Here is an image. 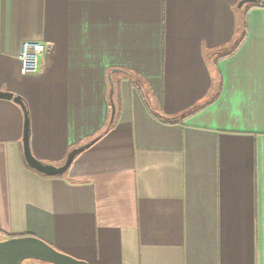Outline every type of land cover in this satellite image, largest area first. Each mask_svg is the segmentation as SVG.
Instances as JSON below:
<instances>
[{"label": "crops", "instance_id": "obj_1", "mask_svg": "<svg viewBox=\"0 0 264 264\" xmlns=\"http://www.w3.org/2000/svg\"><path fill=\"white\" fill-rule=\"evenodd\" d=\"M240 1L0 0V89L26 102L34 155L59 165L100 135L44 176L0 98L2 239L90 264H264V0ZM26 40L48 46L38 74Z\"/></svg>", "mask_w": 264, "mask_h": 264}, {"label": "water", "instance_id": "obj_2", "mask_svg": "<svg viewBox=\"0 0 264 264\" xmlns=\"http://www.w3.org/2000/svg\"><path fill=\"white\" fill-rule=\"evenodd\" d=\"M248 1L256 0H241L239 2V6H242ZM114 90V82L111 80L110 103L112 112L110 124L114 121L116 114V105L113 99ZM0 98L13 99L23 108L25 116L22 138L24 158L30 167L39 172L49 176L64 174L72 165L75 158L100 138V135H98L85 144L73 147L68 152L62 164L56 165L45 162L36 157L32 151L30 144L31 129L29 111L22 96L11 91L0 89ZM27 259H35L49 264H90L84 259L75 257L65 251L57 249L48 242L36 236L24 235L12 236L5 239L0 238V264H24V261Z\"/></svg>", "mask_w": 264, "mask_h": 264}, {"label": "built area", "instance_id": "obj_3", "mask_svg": "<svg viewBox=\"0 0 264 264\" xmlns=\"http://www.w3.org/2000/svg\"><path fill=\"white\" fill-rule=\"evenodd\" d=\"M47 50L48 46L43 41H24L18 56L22 74H38L42 69V58Z\"/></svg>", "mask_w": 264, "mask_h": 264}, {"label": "trees", "instance_id": "obj_4", "mask_svg": "<svg viewBox=\"0 0 264 264\" xmlns=\"http://www.w3.org/2000/svg\"><path fill=\"white\" fill-rule=\"evenodd\" d=\"M251 4H252V6L263 5L262 2H255V3H251ZM245 16H247V13L245 14ZM246 30H247V19H243L242 26L239 27L238 40H237L235 46L230 51L222 52V54H221L222 56L223 55H228V54L232 53L233 51H235L241 45V43L244 41V39L246 37V34H247V31ZM110 73H111V76L112 77L115 75L111 70H110ZM131 82L134 83L135 82V79L132 78L131 79ZM144 97L146 98V102H147V105L149 107V100H147L148 98L145 95H144ZM114 100H115V98H114ZM115 103L117 105V101L116 100H115ZM149 109H151V108L149 107ZM195 109H197V108H190L189 110H187L186 112L182 113L179 116H173V117H167V116L161 117L160 115L159 116H160V118L162 120H164L166 122H176V121L182 120L183 118H185L188 115L192 114L195 111ZM152 112L156 113L153 109H152ZM115 122H116V120L114 121L113 125L115 124ZM28 167L31 168V169H33L29 165H28ZM33 170H35V169H33ZM35 171H37V170H35ZM37 172H39V171H37ZM39 173L42 174V175H44V176H49V175L44 174L42 172H39ZM56 176H62V175H56ZM10 237H12V236H10Z\"/></svg>", "mask_w": 264, "mask_h": 264}, {"label": "rangeland", "instance_id": "obj_5", "mask_svg": "<svg viewBox=\"0 0 264 264\" xmlns=\"http://www.w3.org/2000/svg\"><path fill=\"white\" fill-rule=\"evenodd\" d=\"M0 238L2 239V235H0ZM38 260L35 259H27L24 261V264H31L32 262H37ZM40 263H42L41 261H39ZM44 264V263H42Z\"/></svg>", "mask_w": 264, "mask_h": 264}]
</instances>
